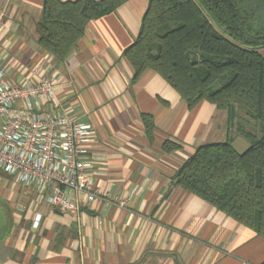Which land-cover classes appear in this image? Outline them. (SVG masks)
<instances>
[{
	"label": "crops",
	"instance_id": "obj_1",
	"mask_svg": "<svg viewBox=\"0 0 264 264\" xmlns=\"http://www.w3.org/2000/svg\"><path fill=\"white\" fill-rule=\"evenodd\" d=\"M148 3L127 0L90 21L58 62L37 42L43 0H0V56L15 59L17 75L35 64L55 75L53 110L94 127L85 158L98 193L66 213L43 201L33 205L36 196L24 189L25 203L13 204V224L0 231V264H264V237L173 179L197 146L228 138L234 145L243 135L228 111L207 101L189 109L150 68L132 81L123 52L138 36ZM143 113L154 116L152 142ZM167 139L183 148L163 152Z\"/></svg>",
	"mask_w": 264,
	"mask_h": 264
},
{
	"label": "trees",
	"instance_id": "obj_2",
	"mask_svg": "<svg viewBox=\"0 0 264 264\" xmlns=\"http://www.w3.org/2000/svg\"><path fill=\"white\" fill-rule=\"evenodd\" d=\"M127 0H43L38 45L64 62L87 24ZM246 0H149L138 36L123 52L135 82L147 68L172 86L189 109L203 101L236 117L243 108L261 137L240 128L250 141L240 152L228 138L197 146L175 171L182 188L264 237V28H255ZM251 10L253 12H251ZM154 140V116L141 114ZM183 148L167 139L161 149Z\"/></svg>",
	"mask_w": 264,
	"mask_h": 264
},
{
	"label": "built area",
	"instance_id": "obj_3",
	"mask_svg": "<svg viewBox=\"0 0 264 264\" xmlns=\"http://www.w3.org/2000/svg\"><path fill=\"white\" fill-rule=\"evenodd\" d=\"M5 60L0 56V188L20 186L34 193L35 206L78 212L81 198H98L85 158L94 127L53 110L55 75L36 64L17 75L15 59ZM41 218L36 213L35 228Z\"/></svg>",
	"mask_w": 264,
	"mask_h": 264
},
{
	"label": "rangeland",
	"instance_id": "obj_4",
	"mask_svg": "<svg viewBox=\"0 0 264 264\" xmlns=\"http://www.w3.org/2000/svg\"><path fill=\"white\" fill-rule=\"evenodd\" d=\"M246 5L250 6V9H253V24L255 28H264V0H246ZM261 53L264 54V48L261 50ZM236 117L234 123L239 126L238 130L242 127L248 132H251L257 138L261 137V129L259 123L256 120L249 119V117L245 114V110L243 108H236ZM237 125H235L234 129H237ZM222 140V139H220ZM243 142L246 144L243 145ZM250 145V141L244 136L238 135V138L235 140L234 146L240 152L247 149ZM26 193L28 192V190ZM24 189L18 186L15 187L14 190H11L7 187L0 188V231L4 229L7 225V228H10L13 224V204L16 203H25L26 194H24ZM28 200V199H27ZM29 201V200H28Z\"/></svg>",
	"mask_w": 264,
	"mask_h": 264
}]
</instances>
